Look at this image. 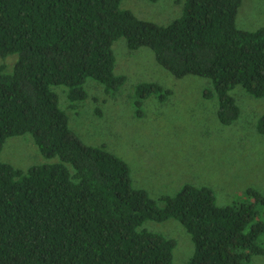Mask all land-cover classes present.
Listing matches in <instances>:
<instances>
[{
  "label": "trees",
  "instance_id": "obj_1",
  "mask_svg": "<svg viewBox=\"0 0 264 264\" xmlns=\"http://www.w3.org/2000/svg\"><path fill=\"white\" fill-rule=\"evenodd\" d=\"M122 0H0V56L18 55L11 73L0 64V154L6 140L32 134L47 159L24 172L0 159V264H173L177 242L151 232L147 221H179L195 244L186 264H252L264 255V195L220 206L208 186L186 184L177 194L151 198L133 186L131 169L105 147L85 144L69 126L54 86L84 101L93 79L107 93L126 83L115 73L113 44L148 48L177 78L211 81L218 118L231 125L240 109L230 94L240 86L264 97V27L236 24L243 0H187L168 25L121 8ZM144 99H167L157 83L136 88ZM258 131L264 135V115ZM252 199V200H251Z\"/></svg>",
  "mask_w": 264,
  "mask_h": 264
},
{
  "label": "rangeland",
  "instance_id": "obj_2",
  "mask_svg": "<svg viewBox=\"0 0 264 264\" xmlns=\"http://www.w3.org/2000/svg\"><path fill=\"white\" fill-rule=\"evenodd\" d=\"M187 0H122L121 8L140 19L168 25L182 17ZM239 29L256 31L264 27V0H243L236 17ZM115 73L127 80L123 87L107 93L99 82L85 83L87 98L72 105L68 89L54 86L69 126L87 145L105 147L122 158L131 169L133 186L144 189L158 202L177 194L186 184L208 186L220 206L248 200L246 190L264 195V135L258 131L264 115V97L255 98L238 86L231 91L240 109L239 118L223 125L218 118V99L206 98L211 81L189 75L177 78L161 67L152 50L132 51L125 38L113 44ZM18 55L0 56V64L11 73ZM157 83L171 90L161 101L154 95L143 100V116H137L136 88ZM3 162L27 172L33 166L58 162L45 158L32 134L10 137L0 154ZM252 200V199H251ZM143 228L174 239L173 264H186L195 244L184 226L175 219L147 221ZM264 246V235L259 238ZM252 264H264V255Z\"/></svg>",
  "mask_w": 264,
  "mask_h": 264
}]
</instances>
